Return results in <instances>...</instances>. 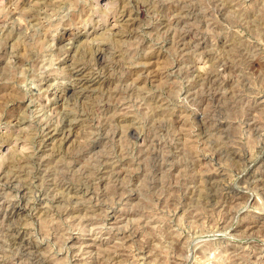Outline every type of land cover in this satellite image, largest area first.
Returning a JSON list of instances; mask_svg holds the SVG:
<instances>
[{
    "label": "rangeland",
    "instance_id": "rangeland-1",
    "mask_svg": "<svg viewBox=\"0 0 264 264\" xmlns=\"http://www.w3.org/2000/svg\"><path fill=\"white\" fill-rule=\"evenodd\" d=\"M0 194V264H264V0H0Z\"/></svg>",
    "mask_w": 264,
    "mask_h": 264
},
{
    "label": "bare ground",
    "instance_id": "bare-ground-1",
    "mask_svg": "<svg viewBox=\"0 0 264 264\" xmlns=\"http://www.w3.org/2000/svg\"><path fill=\"white\" fill-rule=\"evenodd\" d=\"M160 8V7H159ZM122 16V15H121ZM119 21V20H118ZM116 31V30H115ZM129 31V30H128ZM180 36V35H179ZM98 44V43H97ZM106 45V44H105ZM108 45V44H107ZM106 45V46H107ZM82 47V46H81ZM83 49V48H82ZM219 55V54H218ZM79 56V55H78ZM96 59L100 62V63H103L105 62V49H99L98 52H96ZM223 60V59H222ZM84 63V62H83ZM140 64V63H139ZM64 68V67H63ZM83 69V68H82ZM81 69L79 70H76V71H80ZM141 72V71H140ZM73 81V80H72ZM50 82V81H49ZM71 82V81H70ZM75 83V82H74ZM79 84V83H78ZM77 84V85H78ZM83 84V82H82ZM85 85V84H84ZM69 86V85H68ZM82 86V85H81ZM85 88V87H84ZM72 89L74 90V92H77L79 90V86H73ZM83 89V88H82ZM216 91V90H215ZM84 92V91H83ZM72 93V92H71ZM82 93V92H81ZM78 94V93H77ZM200 100V99H199ZM65 111V110H64ZM250 114V113H249ZM44 115V114H43ZM16 116V115H15ZM46 117V116H45ZM209 117V116H208ZM61 118V117H60ZM72 118V117H71ZM77 120V119H76ZM200 121V120H199ZM219 121V120H218ZM215 123V122H214ZM217 123V122H216ZM254 126V125H253ZM50 127V126H49ZM65 127V126H64ZM66 128V127H65ZM225 128V127H224ZM133 135V133H132ZM181 135V134H180ZM65 136V135H64ZM42 142V141H41ZM222 148V147H221ZM119 150V149H118ZM228 150V149H227ZM173 152V151H172ZM149 153V152H148ZM156 155V154H155ZM160 156V155H159ZM158 156V157H159ZM213 159V158H212ZM161 165V164H160ZM156 166V165H155ZM161 168V167H160ZM119 171V170H118ZM209 172V171H208ZM254 174V173H253ZM248 175V174H247ZM13 176V175H12ZM215 178V177H214ZM94 181V180H93ZM89 183V182H88ZM12 184V183H11ZM220 184V183H219ZM54 185V184H53ZM65 185V184H64ZM79 186V185H78ZM77 187V186H76ZM209 188V187H208ZM220 190V189H219ZM229 190V189H228ZM12 194V193H11ZM17 194V193H16ZM28 194V193H27ZM1 195V194H0ZM10 197V196H9ZM18 201V200H17ZM47 201V200H46ZM103 203V202H102ZM113 203V202H112ZM8 204V203H7ZM114 205V204H113ZM10 206V213H15L19 208H21V204L20 203H17V202H14L12 203L11 205L9 204ZM110 209V208H109ZM49 211V210H48ZM99 212V211H98ZM4 213V212H3ZM7 214V213H6ZM9 215V214H7ZM114 216V215H113ZM97 224V223H96ZM100 224V223H99ZM94 225V224H93ZM16 226V225H15ZM13 231L15 233H17V235L15 236V238L13 237V239L15 240H21V236H22V233L18 230H14ZM96 231V230H95ZM71 236V235H70ZM23 237H24V234H23ZM29 238V237H28ZM25 239V238H24ZM8 242V241H7ZM24 242V241H23ZM14 244V243H13ZM251 244V243H250ZM17 245V244H16ZM21 246L26 250V251H29L30 249L34 248V247H31L30 243H23L21 244ZM33 246V245H32ZM20 252V251H19ZM32 252V251H30ZM82 252V251H81ZM9 253V252H8ZM244 253V252H243ZM45 258V257H44ZM231 258V257H230ZM233 258V257H232ZM26 259V258H25ZM5 261V260H4ZM230 262V261H229ZM261 262V261H260Z\"/></svg>",
    "mask_w": 264,
    "mask_h": 264
}]
</instances>
